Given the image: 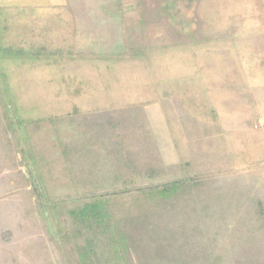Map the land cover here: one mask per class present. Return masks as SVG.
<instances>
[{
    "label": "rangeland",
    "instance_id": "rangeland-1",
    "mask_svg": "<svg viewBox=\"0 0 264 264\" xmlns=\"http://www.w3.org/2000/svg\"><path fill=\"white\" fill-rule=\"evenodd\" d=\"M25 1L0 0V264H264V0Z\"/></svg>",
    "mask_w": 264,
    "mask_h": 264
},
{
    "label": "crops",
    "instance_id": "crops-1",
    "mask_svg": "<svg viewBox=\"0 0 264 264\" xmlns=\"http://www.w3.org/2000/svg\"><path fill=\"white\" fill-rule=\"evenodd\" d=\"M40 0H26L25 1V3L24 4H27L28 6H34V5H32V3H36V2H38L37 4H39L38 6H46L45 5V2L44 3H41L40 4V2H39ZM21 2V1H20ZM19 2V3H20ZM31 3V4H30ZM60 4V0H58L57 2H56V0H53V5L52 6H55V4ZM50 6H51V4H49ZM105 147V146H104ZM156 147H157V145H156ZM125 160V159H124ZM123 162V161H122ZM124 163L125 164H127V161L125 162L124 161ZM88 164V163H87ZM101 173V177H98L97 175H96V172H94L93 170H90V171H85V175H86V177H82V179H79V181L80 182H82V183H89V182H92L93 180H92V178H95V179H97V181H99L100 183H98V184H96V185H91V186H95V187H97V188H102V189H105V188H115V187H117V185H109V184H105L107 181H106V178H105V172H101V171H97V173ZM96 175V176H95ZM95 176V177H94ZM88 180H87V179ZM90 186V187H91Z\"/></svg>",
    "mask_w": 264,
    "mask_h": 264
}]
</instances>
